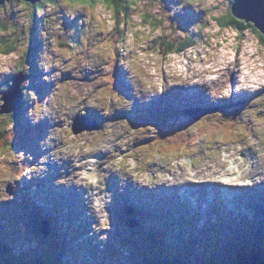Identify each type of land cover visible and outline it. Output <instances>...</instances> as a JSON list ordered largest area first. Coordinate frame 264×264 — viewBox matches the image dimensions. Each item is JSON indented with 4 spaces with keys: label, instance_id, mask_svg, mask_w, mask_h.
<instances>
[{
    "label": "clouds",
    "instance_id": "obj_1",
    "mask_svg": "<svg viewBox=\"0 0 264 264\" xmlns=\"http://www.w3.org/2000/svg\"><path fill=\"white\" fill-rule=\"evenodd\" d=\"M236 3L179 0L168 10L165 0H0V204L56 165L54 185L84 192L89 236L104 245L113 176L121 191L129 183L148 191L264 184V30L237 17ZM185 8L199 17L187 31L175 21ZM33 66L50 86L43 97L31 87ZM117 69L131 98L116 87ZM20 75L27 120L49 124L38 159L16 149V113L3 111L9 78ZM176 89H198L207 100L182 127L162 135L155 124L115 118ZM241 101L232 114L210 107ZM89 110L100 126L77 131L76 119Z\"/></svg>",
    "mask_w": 264,
    "mask_h": 264
},
{
    "label": "rangeland",
    "instance_id": "obj_2",
    "mask_svg": "<svg viewBox=\"0 0 264 264\" xmlns=\"http://www.w3.org/2000/svg\"><path fill=\"white\" fill-rule=\"evenodd\" d=\"M165 3L169 6L168 10H171V6L175 5L177 3V0H169V1L168 0H165ZM187 9H189V8H185L184 11H183V13H177L176 16H175V21L178 22V26L183 31H187L188 30V27H190L193 23H195L199 19L198 16L194 15V13L192 12V10H188L187 11ZM182 14H185V15L183 16ZM185 18L187 20L186 21V24L188 26H185L184 25L185 22H183V20H185ZM67 23H69V22L66 21L65 22V26H66ZM37 24H39V21H37ZM70 27H74V25H71ZM33 29H35V27ZM184 29H186V30H184ZM36 45H39V42L36 43ZM37 75H40V73H37ZM117 80H120V79L117 78ZM19 82H21V77L20 76H19L18 83ZM10 88L12 89V86ZM12 90L14 92V89H12ZM5 105H6V100H5ZM90 115L94 119L97 117L94 112H92V111L89 110L88 116L90 117ZM121 115H126L128 119L131 118L130 117L131 116L130 114H118L117 117H115V118H121ZM96 119H100V118L97 117ZM92 121L95 122L96 120H92ZM96 122L100 123L99 121H96ZM168 129H171V127L168 128ZM173 129H175V128H173ZM160 132H162V130H160ZM111 183H115L114 177H112L111 180L108 182V186L113 187V185ZM131 189L134 191V194L135 195H136V193H141L142 192L143 194H146L148 197H151L153 199V196L150 195V193H149L148 190L142 191L137 186H133V187H131ZM117 190L118 191L120 190V186H119L118 180H117V189L115 190V192L113 194H115L117 192ZM122 194L124 195V193H122ZM136 197H137V195H136ZM145 202H146L145 204H148L149 203L147 200ZM11 203L14 206H12L11 208L8 209V205L11 204ZM11 203H8V204H0V219H3V220L6 221L5 217H8L9 218L8 222H6L4 224H1V225H5L7 223L8 224L11 223V224H13V227L11 228L13 230V232H16L17 234L19 233V235H24L23 234V232H24L23 226H21L17 222V220H15V218H14L15 215H18L17 211H19L17 198H15V200L12 201ZM163 204H165V202H163ZM108 211L110 212V209H108ZM82 216L83 217H81V219H77L76 222H75L76 225H77V233L76 234L78 236L85 235V237H82L81 238L82 239L81 242H82V248L83 249H80V250H81L82 253H84V254H88L89 253L90 255H94V258H92V259H95V258L98 259V258L102 257L106 253H111V251L110 252L109 251L107 252L106 249H107V247L110 249L111 246L113 244H115L116 247H117V256H116L117 258L115 260H111V259H113V256L110 257V258L109 257L108 258H105L102 261L103 264H129L130 259H132L134 261V263H136V262L139 261V258H141L140 250H137L136 247L132 244V242L125 243V242H122L124 240L121 239V241L119 243H117V241H115L114 239L109 238V241H108L107 244L101 245L98 242L97 238L94 235L93 236H89L88 235L89 234V229L86 226L85 215L83 214ZM114 216H115V214H114V211H113V212H111V218H112V232L111 233H114V230H113ZM258 220H259L258 217L255 218L251 222V224H255ZM220 221H222L221 218H220ZM213 223H215V222H213ZM124 226H125L124 223L117 219V228H121V227H124ZM193 227H194L193 228L194 229V232H196L197 234H201V231L198 228L199 226H198L197 223H194L193 224ZM73 230L75 231V229H73ZM115 233L117 234V239H119V235L121 236V234L120 233H117V230H116ZM25 242L27 243V240H25ZM94 244H96L95 248H97V249L99 248L101 250L100 251L95 250L94 247H93ZM114 253H116V252H114ZM88 255H86V257H88L87 259L89 260V256ZM107 256H109V255H107ZM147 260H149V259H147ZM60 261L65 264V261L63 260V258H60Z\"/></svg>",
    "mask_w": 264,
    "mask_h": 264
},
{
    "label": "bare ground",
    "instance_id": "obj_3",
    "mask_svg": "<svg viewBox=\"0 0 264 264\" xmlns=\"http://www.w3.org/2000/svg\"><path fill=\"white\" fill-rule=\"evenodd\" d=\"M198 90V89H197ZM199 91V90H198ZM200 93L199 94H203L201 91H199ZM192 95V93H190V96ZM184 96H186V97H189L188 96V94H187V91H185L184 90ZM199 97V96H198ZM218 107V106H217ZM199 109V107L198 106H196V105H194V110L196 111L195 113H196V115H198L197 113H199V111H197ZM225 110H228V109H225ZM42 125H43V123H42ZM19 137H20V135H19ZM64 169H65V174H67V168L69 167V165H67V164H65L64 166ZM60 175H61V171H60V168L59 167H57L56 165H55V169H53L52 167H50V170H49V176H45L44 178L48 181V182H50V183H52V184H54V181L57 179V178H59L60 177ZM114 177V181H115V183H111L112 185H113V187H111V186H108V191H110L112 194L115 192V190L117 189V178L115 177V176H113ZM263 186H264V184H262ZM133 186H135V185H133ZM133 186H131V187H133ZM192 185H184V186H181V187H177V189H180V188H185V193L187 194V193H191V189H192ZM199 187H200V189H199V191L198 192H196L195 194H196V196L198 197V200H201L202 198H203V194H202V192L204 191V188L205 187H207V188H209L210 190H211V192H208V194L207 195H209L210 193H212L213 194V196L215 197V194L214 193H217V191H214V188L215 187H217L216 185H212V184H208V185H199ZM259 188V186L258 187H256V189H258ZM61 189H62V191H63V193H65V195L67 196V198L68 199H70V200H72L73 201V203H74V207L75 208H78V209H80L81 211L82 210H84V209H86V211L88 212V209H87V207H86V205H85V201H84V199H83V197H84V192L82 191V190H78V189H76L75 187H72V188H64V187H61ZM174 189H176V188H172V189H166V188H159V189H157V190H154V191H149V193H150V195L151 196H153V199H154V201H157V199H162V202H165V204L166 205H168V204H170L172 201H173V198H174V195H172V193H173V190ZM140 190H142V191H145L146 189H140ZM233 191H235V190H231V191H224V192H220L219 193V195H221V194H224V193H227V194H230V193H232ZM240 191V193H241V195H242V198L239 200V204H240V206H241V204L242 203H244V204H246V206H248L252 201H253V199L251 198V197H249L246 193H247V191H248V189H240L239 190ZM262 191H264V189H262ZM117 192H118V190H117ZM142 193V192H141ZM255 200H256V198H255ZM258 200H259V198H258ZM31 202H33L32 200H30ZM233 199L231 200V202L230 203H233ZM151 203H153V202H149L148 204H150L151 205ZM240 206H238V211H237V217L236 218H239L240 216H242V214H244V213H241L240 212ZM227 208V207H226ZM229 216V215H228ZM121 222H123L121 219H119ZM94 221H93V219L91 218V220H90V224L89 225H87L88 226V228H89V230L91 229L90 228V226H91V224L93 223ZM124 223V222H123ZM162 220H160V221H158L157 222V224H159V225H162ZM125 225V224H124ZM156 228H159V227H157L156 226ZM119 230H126V227L124 226V227H121V228H119ZM118 232V231H117ZM152 235H153V233H152ZM251 236V235H250ZM254 236L252 235V238H253ZM197 238V237H196ZM198 239V238H197ZM200 242H205V240H200V239H198ZM163 245V244H162ZM159 245H157V247H156V250L159 248L158 247ZM69 247H71L70 245L69 246H66V248L67 249H69ZM64 250H65V248H64ZM163 250H165V247H164V245H163ZM157 254V253H156ZM254 255H255V257H258V255L256 254V253H254ZM102 256V255H101ZM105 258H108V256H107V254H104L102 257H100V258H98V259H96L97 261H98V263H102V261H103V259H105ZM57 259V258H56ZM59 259V263L60 264H64V263H62L61 261H60V258H58ZM87 263L89 264V260H87ZM66 264V263H65ZM222 264V263H221Z\"/></svg>",
    "mask_w": 264,
    "mask_h": 264
},
{
    "label": "water",
    "instance_id": "obj_4",
    "mask_svg": "<svg viewBox=\"0 0 264 264\" xmlns=\"http://www.w3.org/2000/svg\"><path fill=\"white\" fill-rule=\"evenodd\" d=\"M234 12L237 17L252 20L264 30V0H237Z\"/></svg>",
    "mask_w": 264,
    "mask_h": 264
},
{
    "label": "trees",
    "instance_id": "obj_5",
    "mask_svg": "<svg viewBox=\"0 0 264 264\" xmlns=\"http://www.w3.org/2000/svg\"><path fill=\"white\" fill-rule=\"evenodd\" d=\"M235 22L238 24L242 23L239 20H235ZM35 49L37 52V45H36ZM16 139H17V137H16ZM15 146H16V144H15ZM0 251L3 252V260H6L7 262H16L19 264H60L59 259L55 258V259H53V261L51 260V257L56 255V253H52L51 257H43V258H40L37 256L33 257V256H28V255L23 256V254H21V253L17 257H13L12 253H10L9 249L5 248L1 243H0ZM58 257H60V256L58 255ZM50 260H51V262H50ZM245 262H246V264L255 263V262L258 263V259L254 257V258L247 259Z\"/></svg>",
    "mask_w": 264,
    "mask_h": 264
}]
</instances>
